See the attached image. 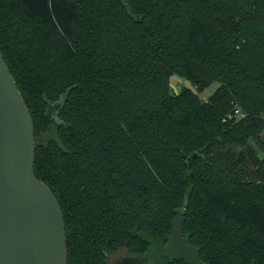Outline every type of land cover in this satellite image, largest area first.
I'll return each instance as SVG.
<instances>
[{"label": "trees", "instance_id": "trees-1", "mask_svg": "<svg viewBox=\"0 0 264 264\" xmlns=\"http://www.w3.org/2000/svg\"><path fill=\"white\" fill-rule=\"evenodd\" d=\"M0 50L68 264H264V0H0Z\"/></svg>", "mask_w": 264, "mask_h": 264}, {"label": "water", "instance_id": "water-1", "mask_svg": "<svg viewBox=\"0 0 264 264\" xmlns=\"http://www.w3.org/2000/svg\"><path fill=\"white\" fill-rule=\"evenodd\" d=\"M35 159L33 118L0 50V264H68L64 212Z\"/></svg>", "mask_w": 264, "mask_h": 264}, {"label": "rangeland", "instance_id": "rangeland-1", "mask_svg": "<svg viewBox=\"0 0 264 264\" xmlns=\"http://www.w3.org/2000/svg\"><path fill=\"white\" fill-rule=\"evenodd\" d=\"M171 83H172V89L174 92H180L184 86H187V87H190L196 90V87H194L189 80L181 76H178V75L172 76ZM218 86H219L218 82H213L212 84L208 85L202 92H200L199 96L202 99H208L215 92ZM251 145L254 146L258 150L260 148V145L256 141H251ZM260 155L264 156V153L260 152ZM129 259H130V255L128 254L126 249L121 248L116 253L110 256L109 264H127Z\"/></svg>", "mask_w": 264, "mask_h": 264}]
</instances>
